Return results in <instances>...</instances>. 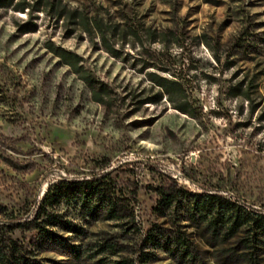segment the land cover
Returning <instances> with one entry per match:
<instances>
[{"label": "rangeland", "instance_id": "1", "mask_svg": "<svg viewBox=\"0 0 264 264\" xmlns=\"http://www.w3.org/2000/svg\"><path fill=\"white\" fill-rule=\"evenodd\" d=\"M18 1L0 0L3 254L19 264H240L228 253L232 241L208 240L202 225L184 221L183 203L163 208L155 189L162 171L190 193L188 178L264 210V0H26L23 12ZM80 17L118 27L104 37L115 56ZM48 42L108 86L104 105ZM146 73L178 79L189 114L164 95L138 106L151 95ZM106 173L125 197L128 184L137 187L126 214L133 220H91L60 202L51 210L79 234L51 229L54 244L12 229L58 177Z\"/></svg>", "mask_w": 264, "mask_h": 264}, {"label": "trees", "instance_id": "2", "mask_svg": "<svg viewBox=\"0 0 264 264\" xmlns=\"http://www.w3.org/2000/svg\"><path fill=\"white\" fill-rule=\"evenodd\" d=\"M11 0H9L10 2ZM26 0L16 2L17 10L23 12L28 8ZM75 14L71 15L74 18ZM60 17V15H58ZM79 23L84 31L100 35L105 51L113 56L117 53L107 44L105 35L112 34V30L118 27H103L100 22L88 23L84 17H80ZM90 27V28H89ZM25 30L26 24L22 27ZM47 52L58 58L60 62L68 67L78 78L88 87L92 102L100 105L106 103L108 97V86L98 81H93L91 75L80 65L82 58L73 52L62 48L54 47L51 43L44 44ZM146 78L150 83V97L143 101H136L138 106L142 104H156L161 95L165 96L167 102L172 105V109L182 114H189V106L184 98L181 83L178 79L166 78L156 73H146ZM2 90L0 88V97ZM160 181L155 189L158 203L163 208H170L174 204L183 203L181 206L185 222L193 226L202 225V234L207 235L208 240H219L220 242L232 241L233 246L229 249V254L235 256V261L240 264H258L263 260L259 255H264V210H256L254 207L240 204L237 200H232L220 194L221 189L214 186H204L195 180L188 178V181L196 187V193L185 191L177 185L171 174L160 171ZM128 197L120 194L116 183L112 180L110 173L91 175L89 178L66 179L58 177L54 183L48 185L40 200L35 203V211L31 219L20 223H12V229H25L36 231L37 236L42 240H49L54 243L58 240L51 229L59 228L66 232L72 229L69 223L62 222L61 217L55 214L51 208L60 202L74 204L80 214L97 219L103 216V221H121L128 217L133 220L132 214L126 215L129 211L128 204L133 202L137 194V187L132 183L126 188ZM119 193V194H118ZM126 200V201H125ZM80 231L77 232L79 234ZM151 246H157L150 235ZM177 245L186 252L188 247L186 241L181 237L177 239ZM45 242V241H42ZM15 247L14 242H10ZM109 250H114L112 246H103ZM13 251V250H12ZM116 252H112L114 254ZM78 257L76 252H73ZM0 264H19L12 255L8 258L3 254L0 242ZM114 264H133L132 261L122 260Z\"/></svg>", "mask_w": 264, "mask_h": 264}]
</instances>
